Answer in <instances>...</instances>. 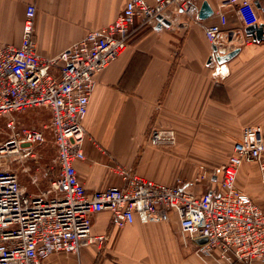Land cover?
<instances>
[{"label": "built area", "instance_id": "1", "mask_svg": "<svg viewBox=\"0 0 264 264\" xmlns=\"http://www.w3.org/2000/svg\"><path fill=\"white\" fill-rule=\"evenodd\" d=\"M220 9L233 8L239 28L228 27L219 9L217 23L205 26V36L221 56L253 42L245 28L260 23L256 0H223ZM36 6L29 5L20 45L0 43V118H5L6 139L0 141V264H61L53 257L84 247L103 248L108 235H93V217L107 211L115 228L151 220L167 222L175 214L184 240L205 238L197 254L208 264H264V205L260 206L238 185L243 164L258 163L264 172V131L247 125L234 142L222 167L218 190L202 194L178 178L175 185L144 179L116 167L122 184L88 193L75 163L86 160L85 119L97 87V76L118 60L133 31L157 26L184 31L198 19L194 0H130L114 23L89 31L79 42L53 59L37 52L34 38ZM214 15V14H213ZM181 19L185 21L182 22ZM138 27V28H136ZM163 27H167L163 25ZM31 109H47L56 149V177L41 193H28L10 160L36 159L39 129L21 128L15 116ZM152 146L176 143L171 129L153 128ZM202 172L195 183L208 180ZM264 192V175L262 176Z\"/></svg>", "mask_w": 264, "mask_h": 264}, {"label": "crops", "instance_id": "2", "mask_svg": "<svg viewBox=\"0 0 264 264\" xmlns=\"http://www.w3.org/2000/svg\"><path fill=\"white\" fill-rule=\"evenodd\" d=\"M129 1L0 0V43L20 45L26 11L32 4L37 9V52L53 59L89 31L114 23ZM205 1L214 15L192 21L185 31L136 27L121 57L97 76L85 119L86 160L75 163L88 193L121 185L116 167L165 185H175L187 175L185 183L196 193L217 191L222 167L242 128L259 125L264 131V40L242 47L224 65L208 64L213 46L204 28L219 21L216 13L223 0H194L199 9ZM260 3V23H264V0ZM220 10L228 27L239 28L233 8ZM153 128L173 130L176 143L150 145L147 140ZM202 172L209 179L195 183ZM263 175L258 163L243 164L237 180L260 206L264 205ZM92 234L108 235L109 241L101 249L84 247L79 257L60 254L53 260L61 264H208L197 254L196 241L183 239L175 214L167 222L143 223L137 217L119 229L104 211L93 217Z\"/></svg>", "mask_w": 264, "mask_h": 264}, {"label": "rangeland", "instance_id": "3", "mask_svg": "<svg viewBox=\"0 0 264 264\" xmlns=\"http://www.w3.org/2000/svg\"><path fill=\"white\" fill-rule=\"evenodd\" d=\"M15 118L19 127L39 129L43 137L34 147L36 159L20 163L12 158L10 167L18 173L20 182L28 193L44 192L49 188L50 180L56 177L58 172L52 133L49 128H44L50 124V113L47 109H31L17 114ZM5 121V118H0V141L8 136ZM179 178L186 182L189 176L182 175Z\"/></svg>", "mask_w": 264, "mask_h": 264}, {"label": "water", "instance_id": "4", "mask_svg": "<svg viewBox=\"0 0 264 264\" xmlns=\"http://www.w3.org/2000/svg\"><path fill=\"white\" fill-rule=\"evenodd\" d=\"M256 6L257 8H261L260 0H256ZM213 14H214V11L210 7V5L206 1L203 2L198 12V18L204 21L212 17ZM158 19L161 20V22L156 26L157 30H160L163 27V25L167 27L170 25L169 21L162 20L161 17H158ZM244 31H245V34L248 37H251L254 42H261L264 40V23L253 24L249 27H246ZM212 51H213V56L209 59L208 64L213 63L214 61L219 65H224L225 63L230 61L232 58H234L237 54H239L241 49H236L235 51L227 55H224V56H221L217 53V48L215 46L212 47ZM206 242H207V239L205 238L196 240V243L198 245L205 244Z\"/></svg>", "mask_w": 264, "mask_h": 264}]
</instances>
